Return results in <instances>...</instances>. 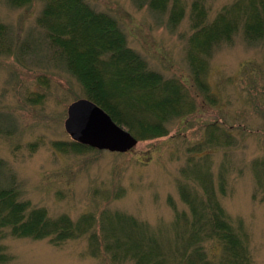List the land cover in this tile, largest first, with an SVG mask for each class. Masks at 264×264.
Instances as JSON below:
<instances>
[{
    "label": "rangeland",
    "instance_id": "1",
    "mask_svg": "<svg viewBox=\"0 0 264 264\" xmlns=\"http://www.w3.org/2000/svg\"><path fill=\"white\" fill-rule=\"evenodd\" d=\"M85 1L118 22L128 47L150 70L165 80L193 84L188 16L173 28L168 13L135 0ZM230 1L208 0L209 20ZM44 6L35 0L17 8L0 0V23L8 26L12 42L10 52L0 54V188L15 186L22 200L45 208L53 218L121 212L168 237L174 220L170 202L186 209L178 180L194 155L189 150L204 141L207 126L219 125L231 133L233 144L195 157L209 154L214 178L224 174L221 205L235 228L249 237L253 264H264V187L255 171L256 163L264 161V42L252 45L240 33L216 50L205 78L210 99L199 94L195 113L172 118L167 136L141 141L127 154H63L52 144L71 141L64 129L68 106L87 96L38 25ZM259 175L264 186V175ZM3 244L12 264H116L107 255L93 256L87 235L61 247L49 239L13 237Z\"/></svg>",
    "mask_w": 264,
    "mask_h": 264
},
{
    "label": "trees",
    "instance_id": "2",
    "mask_svg": "<svg viewBox=\"0 0 264 264\" xmlns=\"http://www.w3.org/2000/svg\"><path fill=\"white\" fill-rule=\"evenodd\" d=\"M34 1L10 3L22 8ZM40 1L45 6L38 25L47 31L56 56L63 57L87 98L139 141L167 136V124L172 118L195 113L199 94L210 99L205 78L216 50L232 43L240 33L252 45L264 42V0H232L211 21L208 0H135L155 12L168 13L173 28L189 17L192 34L187 60L194 80L187 85L165 80L150 70L146 60L128 47L118 22L85 0ZM8 32V26L0 23V54L12 48ZM206 128L204 141L189 150L194 155L178 180L186 209L179 210L170 202L174 220L168 237L121 212L104 211L98 218L88 215L77 220L68 215L53 218L45 208L22 200L15 186L0 188V264L13 262L3 244L7 237L49 239L52 245L61 247L84 235L88 236L93 256L107 255L116 264H253L249 237L235 228L219 199L226 195L224 174L214 178L209 154L195 157L207 150L229 148L233 136L219 125ZM52 146L63 154L89 151L72 141H57ZM255 167L258 183L264 187L259 180V174L264 175V161ZM3 168L0 160V181Z\"/></svg>",
    "mask_w": 264,
    "mask_h": 264
},
{
    "label": "water",
    "instance_id": "3",
    "mask_svg": "<svg viewBox=\"0 0 264 264\" xmlns=\"http://www.w3.org/2000/svg\"><path fill=\"white\" fill-rule=\"evenodd\" d=\"M65 129L76 143L99 151L125 154L138 144L104 110L86 99L69 106Z\"/></svg>",
    "mask_w": 264,
    "mask_h": 264
}]
</instances>
